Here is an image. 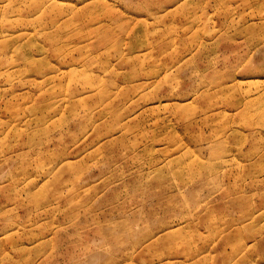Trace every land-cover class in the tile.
I'll list each match as a JSON object with an SVG mask.
<instances>
[{
	"label": "rangeland",
	"instance_id": "obj_1",
	"mask_svg": "<svg viewBox=\"0 0 264 264\" xmlns=\"http://www.w3.org/2000/svg\"><path fill=\"white\" fill-rule=\"evenodd\" d=\"M0 264H264V0H0Z\"/></svg>",
	"mask_w": 264,
	"mask_h": 264
},
{
	"label": "bare ground",
	"instance_id": "obj_2",
	"mask_svg": "<svg viewBox=\"0 0 264 264\" xmlns=\"http://www.w3.org/2000/svg\"><path fill=\"white\" fill-rule=\"evenodd\" d=\"M16 187V186H15ZM24 193V192H23ZM54 201V200H53Z\"/></svg>",
	"mask_w": 264,
	"mask_h": 264
}]
</instances>
